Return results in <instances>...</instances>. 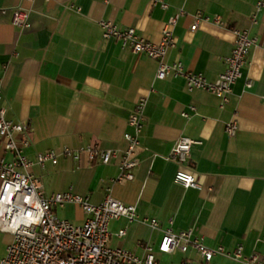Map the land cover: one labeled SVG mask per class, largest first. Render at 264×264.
Listing matches in <instances>:
<instances>
[{
    "label": "crops",
    "instance_id": "0c3cea01",
    "mask_svg": "<svg viewBox=\"0 0 264 264\" xmlns=\"http://www.w3.org/2000/svg\"><path fill=\"white\" fill-rule=\"evenodd\" d=\"M155 1L0 0V86L6 118L29 125L30 144L23 154L30 160L63 148L123 151V135L131 132L127 119L138 98L145 97L136 149L139 165L132 181L112 182L119 173L115 160L103 165L85 156L79 161L60 158L56 165L30 169L45 194L70 191L94 205L110 194L133 205L138 220L111 221L108 244L139 257L148 245L156 264H200L193 251L158 253L166 229L191 230L208 248L232 252L241 246L245 257L258 254L264 260V9H256L258 0H164L165 10ZM17 8L29 12V29L11 25V12ZM179 11L184 14L172 28L174 47L163 62L181 63L186 72L209 82L226 69L236 39L233 30L256 39L223 107L211 93L188 91L181 76L156 79V60L102 38L99 23L108 21L159 43L164 24ZM196 12L218 17L226 27L200 22L191 31ZM232 120L237 131L229 137L224 128ZM181 137L201 143L192 146L183 168L166 160ZM0 158L11 159L1 143ZM179 169L195 177L197 189L174 183ZM55 214L76 225L85 220L75 205L56 208ZM142 219L156 220L159 228ZM121 230L125 233L119 237ZM11 239L0 233V259ZM211 264L243 263L216 256Z\"/></svg>",
    "mask_w": 264,
    "mask_h": 264
},
{
    "label": "built area",
    "instance_id": "2783aa9c",
    "mask_svg": "<svg viewBox=\"0 0 264 264\" xmlns=\"http://www.w3.org/2000/svg\"><path fill=\"white\" fill-rule=\"evenodd\" d=\"M155 2L162 10L168 7L164 0ZM256 9H264V0L257 1ZM183 14V11H179L168 19L162 28L159 43L145 40L133 28L119 29L108 21L100 22L99 26L103 39H114L122 48H129L135 54L156 60V79L162 80L170 74L181 76L188 91L202 90L211 93L220 99V107H223L229 101L233 85L242 76V70L250 50L256 45V39L250 37L247 31L233 30L236 39L231 54L225 59L226 69L214 82H209L203 75L186 72L181 63L169 65L163 62L167 50L174 47L172 28ZM200 22H212L226 27L220 18H210L196 12L192 17L190 30L196 31ZM10 23L21 30L29 29V12L20 8L14 9ZM251 85L250 80L246 82L247 88ZM262 99L264 100V93ZM2 101L0 86V143L2 149L11 156L10 160L0 158V233L12 237L0 264H156L154 251L148 245L142 247L144 256L139 257L128 250L113 248L108 244L111 221L120 218H125L128 222L138 220L133 205L121 203L110 194L99 205H94L87 197L70 191L46 195L41 180L30 172L34 166L43 169L47 163L56 165L60 158L79 161L85 156L89 161H97L103 165L117 161L119 173L112 182L132 181L133 171L139 165L136 149L144 128L146 98H138L132 114L127 119L131 132L123 135L126 143L123 151H104L93 146L79 150L63 148L60 152L49 150L38 153L33 160L23 154V150L30 144L29 125L8 120ZM190 110L194 112L195 108L191 107ZM182 117L188 118L189 115L183 113ZM224 131L227 136H234L237 122L232 120L226 123ZM200 144L198 141L181 137L166 160L173 161L183 168L187 165L192 146ZM174 183L185 189L198 188L195 177L184 169L176 171ZM67 205H75L81 209L85 215L81 224L76 225L56 216L55 209ZM142 222L148 223L152 229L159 228V223L154 219H142ZM124 233L125 231L121 230L118 236L122 237ZM157 251L162 255L176 252L186 254L193 251L198 255L200 264H211L216 256L231 258L243 264H264L258 254L245 257L241 246L232 252H227L222 247L208 248L201 238L193 236L191 230L174 233L171 229H166ZM183 264L193 263L186 261Z\"/></svg>",
    "mask_w": 264,
    "mask_h": 264
},
{
    "label": "rangeland",
    "instance_id": "374dc122",
    "mask_svg": "<svg viewBox=\"0 0 264 264\" xmlns=\"http://www.w3.org/2000/svg\"><path fill=\"white\" fill-rule=\"evenodd\" d=\"M67 208H68V207H67ZM67 208H66V210L69 209V208H68V209H67ZM58 216H59V217H63V214L59 212V213H58Z\"/></svg>",
    "mask_w": 264,
    "mask_h": 264
}]
</instances>
